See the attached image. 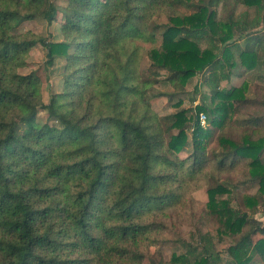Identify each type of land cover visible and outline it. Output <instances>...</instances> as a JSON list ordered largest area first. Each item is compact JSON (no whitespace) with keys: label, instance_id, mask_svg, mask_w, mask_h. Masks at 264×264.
I'll return each instance as SVG.
<instances>
[{"label":"trees","instance_id":"16d2710c","mask_svg":"<svg viewBox=\"0 0 264 264\" xmlns=\"http://www.w3.org/2000/svg\"><path fill=\"white\" fill-rule=\"evenodd\" d=\"M221 3L230 9L217 19L211 8ZM237 5L254 9L256 23H248L245 12L236 15ZM179 6L191 12L150 23L152 11ZM64 12V41L53 43L12 33L36 17L51 24L58 9L50 0H0V264H141V238L166 228L149 215L173 203L181 185L203 178L209 155L217 156L219 170L232 159L245 160L264 199V108L243 117L239 110L256 104L244 98L247 84L219 89L235 71L256 68L259 40L250 44L248 37L250 27L264 23V0H67ZM236 36L246 38L243 46ZM136 41L155 45L147 51L146 70L139 69ZM37 43L48 65L57 57L66 60L64 90L46 103L35 72H17ZM234 53L239 62L231 61ZM207 72L209 102L203 95L194 109H181L177 100L172 114L152 112L151 100L172 101ZM160 83L172 91L157 90ZM38 111L60 126L37 125ZM227 125L253 135L234 140ZM214 134L217 146L209 153ZM189 142L191 154L179 159ZM229 193L220 184L206 190L219 236L250 228L226 250V264H249L252 256L264 264V224L218 199ZM244 203L253 209L257 199ZM256 234L261 238L254 242ZM211 239L200 237V253L151 263L220 264Z\"/></svg>","mask_w":264,"mask_h":264},{"label":"rangeland","instance_id":"374dc122","mask_svg":"<svg viewBox=\"0 0 264 264\" xmlns=\"http://www.w3.org/2000/svg\"><path fill=\"white\" fill-rule=\"evenodd\" d=\"M185 2L196 3L198 0H182ZM57 9L58 14L51 24H48L45 20L40 17H36L32 20L24 21L14 31L13 34H28L36 38L44 39L48 42L59 43L64 41L63 34L60 32V27L63 22L64 9L66 7L67 0H50ZM216 13L217 19H224L229 12V4H218L211 8ZM191 10H187L184 6L175 8H166L152 11L150 17V23L165 24L168 22L170 15L189 14ZM247 13L246 20L248 23H256V13L252 8H246L241 5H237L235 14ZM262 12L259 17L263 16ZM249 32L252 33L248 38H251L250 44L253 39H258L257 46H259V53L257 59V66L255 69L250 71L240 70L241 75H238V71L230 77L229 81L220 80L219 89H231L233 87H240L242 83H246L247 87L244 90V98L256 101V104L244 106L239 110L243 117L252 118L254 115L261 114L264 108V23L259 24L253 28L250 27ZM247 38V39H248ZM237 39V36L236 38ZM246 38H240L235 41L239 45L243 46ZM136 43L142 48L141 57L139 63L140 70H146L150 61L147 57V51L155 46L150 43L143 41H136ZM204 45V43H202ZM71 52V50H70ZM46 51L37 43L28 52L25 66L17 70L19 74L25 75L30 72H35L40 80V95L44 103L49 99L52 94L61 93L64 90V71L66 68V60L62 57L54 59L53 64L48 65L46 62ZM232 62H239L237 54L234 53ZM225 69V71H227ZM233 72V71H232ZM163 74V72H160ZM212 72H207L203 76L202 74L192 78L183 93L179 94L172 101L166 98H158L150 101V107L153 113L158 116H165L172 114L177 111L173 107V104L177 100L182 101L181 109H194L196 105L200 103V99L203 95H207V101L210 100V81ZM227 73V72H225ZM162 77V76H161ZM159 81H162L160 78ZM203 81L206 83H203ZM156 89L159 91H172L171 86L168 84H158ZM218 99H215V103ZM235 115L229 114L228 117H234ZM37 125H48L49 127H59V123L56 119L48 117L45 111H38L36 115ZM228 121V119H227ZM201 124V123H200ZM229 125V124H228ZM228 125L225 127L227 130ZM205 128L208 127L206 123L203 125ZM19 128L22 129L21 124ZM228 128L231 129V126ZM22 131V130H20ZM215 132V131H213ZM229 137L234 140H240L243 135H253L252 132L239 128L237 131L231 129ZM190 136V134H189ZM216 137L214 134L212 140L207 142V149L210 150L216 148ZM192 146L190 145L184 148V150L178 156L179 159H185L192 152ZM168 157V155H166ZM209 155L207 157L208 163L204 164V168L201 171V175L204 177L198 182L189 181L187 185H181L179 190L176 192L177 199L170 204H167L161 211H152L148 219L152 222L163 223L166 227L161 231H154L147 234V240L145 236L141 238V251H144L145 258L141 264H152V260L159 261L160 263L168 262L173 254L181 255L192 252L194 254L200 253L203 243L200 237L207 234L212 239L215 252L220 255V264H226L230 257L227 255L226 250L234 245L236 241L250 228L245 226L242 234L236 236H219L218 230L221 228L217 215L210 213L206 208L208 201L206 190L207 188L216 184L223 185L230 193L225 194L218 199H227L230 207L238 208L242 212H246L250 220H254L258 224H264V199L258 192V183L250 179L249 167L245 160L232 159L227 162L223 169H218L216 158ZM264 159V154L262 155ZM169 171V169H168ZM185 184V183H184ZM168 184L161 185V187L167 188ZM246 197H252L257 199V205L253 209H249L245 206L244 200ZM261 238V235L256 234L252 237L255 242ZM193 254V255H194ZM249 264H262L256 256H252Z\"/></svg>","mask_w":264,"mask_h":264},{"label":"built area","instance_id":"2783aa9c","mask_svg":"<svg viewBox=\"0 0 264 264\" xmlns=\"http://www.w3.org/2000/svg\"><path fill=\"white\" fill-rule=\"evenodd\" d=\"M199 121H200L201 125H204V123H205V116L203 114H200L199 115Z\"/></svg>","mask_w":264,"mask_h":264}]
</instances>
